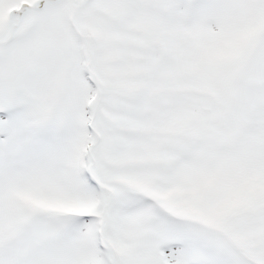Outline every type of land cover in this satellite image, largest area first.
Listing matches in <instances>:
<instances>
[{"label": "snow or ice", "instance_id": "snow-or-ice-1", "mask_svg": "<svg viewBox=\"0 0 264 264\" xmlns=\"http://www.w3.org/2000/svg\"><path fill=\"white\" fill-rule=\"evenodd\" d=\"M0 264H264V0H0Z\"/></svg>", "mask_w": 264, "mask_h": 264}]
</instances>
